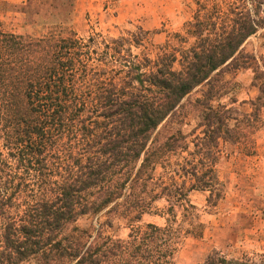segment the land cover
Segmentation results:
<instances>
[{
	"label": "trees",
	"instance_id": "16d2710c",
	"mask_svg": "<svg viewBox=\"0 0 264 264\" xmlns=\"http://www.w3.org/2000/svg\"><path fill=\"white\" fill-rule=\"evenodd\" d=\"M227 8L197 10L152 56L133 51L140 29L109 40L78 38L62 24L37 37L0 29V264H171L175 202L192 209L187 193L213 186L218 144L249 154L264 126V61L240 48L264 35V0ZM239 70L251 72L257 94L232 117L224 78ZM184 152L187 188L153 181ZM163 197L164 225H138ZM86 216L108 227L120 220L129 232L121 240L79 228ZM260 258L215 252L200 264Z\"/></svg>",
	"mask_w": 264,
	"mask_h": 264
},
{
	"label": "rangeland",
	"instance_id": "374dc122",
	"mask_svg": "<svg viewBox=\"0 0 264 264\" xmlns=\"http://www.w3.org/2000/svg\"><path fill=\"white\" fill-rule=\"evenodd\" d=\"M232 0H0V29L14 34L40 36L55 24L69 27L78 38L99 35L106 40L126 36L140 29L144 35L142 46L134 53L152 56L173 33H181L197 10L201 13H222ZM55 6V7H54ZM258 30L240 48L264 61V35ZM170 39V38H169ZM229 81L228 97L232 117L249 112L248 102L257 90L252 85L249 70H239ZM222 102L227 103V98ZM193 122L182 131L188 133ZM197 132V131H196ZM195 132V133H196ZM187 140H190L187 139ZM253 146L245 154L231 143H219L212 167L213 186L208 190H191L186 201L193 208H181L175 202L173 228L178 230L173 239L171 264H200L211 253L226 259L242 255L254 256L255 262L264 258V126L252 138ZM191 150L189 144L188 150ZM186 153L173 154L156 168L154 182L167 184L169 180L187 188ZM205 180V179H204ZM165 197L152 206L162 213L143 214L138 225L163 226L169 205ZM181 205H186V203ZM180 205V204H179ZM186 209V212L184 211ZM103 218H80L76 225L83 229H98L103 236L125 239L128 228L122 221L112 219L108 227ZM21 264H34L26 261Z\"/></svg>",
	"mask_w": 264,
	"mask_h": 264
}]
</instances>
